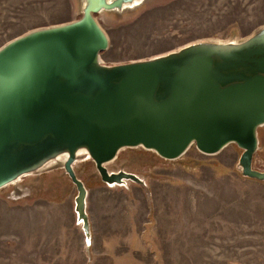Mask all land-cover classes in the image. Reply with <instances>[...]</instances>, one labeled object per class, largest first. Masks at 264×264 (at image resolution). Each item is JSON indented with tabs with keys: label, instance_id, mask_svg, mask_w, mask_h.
<instances>
[{
	"label": "water",
	"instance_id": "95a60500",
	"mask_svg": "<svg viewBox=\"0 0 264 264\" xmlns=\"http://www.w3.org/2000/svg\"><path fill=\"white\" fill-rule=\"evenodd\" d=\"M149 1L76 0L79 16L0 46V192L26 197V177L60 169L75 184L76 224L87 246L92 224L79 162L91 161L108 186L135 183L148 193L138 172L110 168L122 150L143 147L171 161L193 144L216 154L235 143L237 170L264 180L253 165L264 127V23L243 37L105 61L111 42L98 16L122 17Z\"/></svg>",
	"mask_w": 264,
	"mask_h": 264
},
{
	"label": "rangeland",
	"instance_id": "374dc122",
	"mask_svg": "<svg viewBox=\"0 0 264 264\" xmlns=\"http://www.w3.org/2000/svg\"><path fill=\"white\" fill-rule=\"evenodd\" d=\"M76 5L0 0V46L31 28L79 16ZM98 18L111 42L103 59L124 61L199 38L248 35L264 23V0H150L122 17ZM261 132L253 165L264 169V127ZM239 155L235 143L216 154L193 144L171 161L143 147L122 150L110 168L138 172L148 193L135 183L108 186L91 161L77 163L88 188L89 246L76 224L77 190L69 177L60 169L26 177L28 196L0 192V264H264V180L244 177L236 168Z\"/></svg>",
	"mask_w": 264,
	"mask_h": 264
},
{
	"label": "flooded vegetation",
	"instance_id": "af4514ba",
	"mask_svg": "<svg viewBox=\"0 0 264 264\" xmlns=\"http://www.w3.org/2000/svg\"><path fill=\"white\" fill-rule=\"evenodd\" d=\"M142 165H144V164L142 163Z\"/></svg>",
	"mask_w": 264,
	"mask_h": 264
}]
</instances>
